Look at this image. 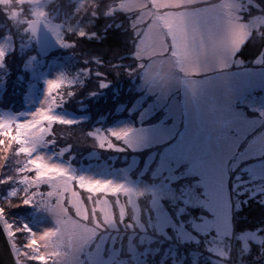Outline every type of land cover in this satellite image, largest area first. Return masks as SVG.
Segmentation results:
<instances>
[{
  "label": "rangeland",
  "instance_id": "1",
  "mask_svg": "<svg viewBox=\"0 0 264 264\" xmlns=\"http://www.w3.org/2000/svg\"><path fill=\"white\" fill-rule=\"evenodd\" d=\"M26 1L30 2L29 30L36 49L19 45L22 55H30L22 67L16 39L8 32L12 26L0 33V105L15 101L19 78L26 76L30 81L26 111L16 114L0 107V214L20 264L41 260L82 264V255L88 264H144L132 238L146 245L155 235L164 236L169 227L182 241L198 242L204 237L219 264L229 262L231 239L237 238L244 247L261 242L258 230L238 231L233 236L236 198L231 193V184L246 181L238 175L240 170L250 176L254 187L264 184V63L259 57L244 60L238 55L246 39L254 42L264 32L263 8L249 20L243 17L246 9L257 10L260 0L118 2L116 10L135 13L131 32L140 36L132 57L137 63L146 59L141 82L146 89L141 99L150 103L138 117L159 121L134 128L130 117L120 119L110 134L121 138L124 146L114 150L105 145L100 125L111 113L108 99L99 97L98 104L88 109L82 101L74 104L72 97L61 109L55 98L76 80L84 84L89 78L87 84L93 87L91 78L101 81L102 70L82 71L83 75L71 79L66 64L55 57L44 76L42 93L36 96L42 58L72 48L64 36L78 29L69 21L89 1L79 0L76 6L72 0ZM0 4L4 5L1 17L2 10H10L16 24L24 6L12 0H0ZM126 71L120 77L115 72L112 83H123ZM110 80L100 82L104 93L109 91ZM95 110L105 112L90 119ZM180 122L184 126L178 140L151 169L152 156L142 159L141 154L170 138ZM12 124L23 141L22 151L31 155L27 168L36 171L28 185L31 192L26 193L28 186L20 190L37 200L26 225L30 238L19 224L25 202L6 196L12 165L17 158L22 160V155H13ZM84 149L90 164L73 181V162L82 158L79 153ZM246 161L250 165L245 166ZM190 178L195 180L190 183ZM183 203L199 208L192 228L176 220V214L185 210ZM127 213L132 220L127 221ZM124 237L131 262L121 250Z\"/></svg>",
  "mask_w": 264,
  "mask_h": 264
},
{
  "label": "trees",
  "instance_id": "2",
  "mask_svg": "<svg viewBox=\"0 0 264 264\" xmlns=\"http://www.w3.org/2000/svg\"><path fill=\"white\" fill-rule=\"evenodd\" d=\"M79 0H72V5L76 6ZM86 6L81 9L76 14L74 13L73 19L69 21L75 28L78 30H71V33H66L64 36V41L70 42L72 48L66 50L65 54L54 56L53 54H47L42 58V62L40 65V73L43 76V72L45 71V65L48 64L49 61H52L55 57H58L60 60L66 64L68 67L66 71L67 76L73 79L75 76L80 77L83 75L82 71L85 74L90 70L94 74V71L98 72L99 70L103 71L105 77H101V81H96L95 77H90L92 85L89 86L87 78L88 76H84L85 83H81V80H76L74 84H70L66 91L61 90L57 92L60 95H55L57 99L58 108H63L69 103V100L74 97L76 100L74 104L82 101L83 104L88 105V109L97 105L100 98L108 99V104H110L111 113L109 116L103 121L101 125V132L105 136L104 143L107 148H123L122 141L112 137L107 132V127L113 124L116 120L130 117L136 124L139 123L137 120L138 113L144 109V106L139 107L136 110L132 111V107L135 101L140 97L141 93L138 89V71H137V61L133 59L132 52L134 43L136 40L135 35L133 34L131 21L135 17V14L127 15L122 11L116 10L120 0H88ZM15 2V5H23V14H20L18 17V21L15 24L12 19H10V10H2V17L0 15V33H4L2 31L3 27L12 26V31L14 39H16L15 46L17 49V53H21L20 46L25 47L26 44L33 50L36 49V41L34 36L31 34L29 30V24L32 20L31 10H30V2L26 0H12ZM24 2V3H23ZM7 5V4H6ZM4 5L0 4V7ZM249 5L246 6V8ZM7 7H10L8 3ZM261 8H263L264 14V0H260L258 4L257 10L251 8L252 10L247 11L246 14L243 15L245 20H249L252 16H256L261 13ZM8 11V12H7ZM6 14V15H5ZM17 37H15V36ZM29 55V54H28ZM27 53L21 56L20 66L22 67L23 62L25 61V57L28 56ZM240 57H243L244 60H253L255 57H259L264 63V32L260 35L259 39L256 41H252L246 39L244 44L241 46L240 51L238 52ZM30 56V55H29ZM127 68V71L124 76L123 83L122 81H118L117 84H113L110 79H113V74L117 72L118 77L121 76V73ZM19 73H17L18 75ZM94 79V80H93ZM103 80H110L107 89L109 91L104 93L102 91ZM29 78L23 76L22 79H18L16 86L15 83V91L16 97L15 101H8L5 105H0L1 109L11 110V112L19 113L25 108L24 96L28 90ZM38 87L41 86V81H38ZM98 88L99 91L96 92ZM86 89L89 94H86ZM128 89V90H126ZM95 95L96 100H92L91 96ZM98 95V96H96ZM123 97V100L120 99ZM54 98V99H55ZM86 98V101H85ZM124 104V105H123ZM79 104L78 106H80ZM102 105V104H101ZM108 106V105H107ZM118 108H121L122 111L119 113ZM141 110L139 111V109ZM85 112V108L83 110ZM103 110H95L90 115V119L95 118L102 113ZM108 111V110H107ZM95 124V123H94ZM98 125V124H95ZM11 130V138L13 140V155L16 156L22 155V160L18 158L14 161L12 165V173L13 175L8 179V184L10 185L9 191H6V196L13 195L12 199L23 201L24 209L21 212V218L19 220V224L21 228L24 227V222L28 221L32 217V212L35 210V206L37 204V200H33L28 198L26 193H30L31 190L28 186L32 182V180L36 176V171L27 168L28 164V153L22 151L23 141L18 134L17 128L12 126ZM86 134V129L82 131ZM254 132H252V137L254 136ZM122 145V146H121ZM114 150V149H112ZM111 150V151H112ZM87 150L80 151V157L74 160V166L86 165L91 161L90 158L86 156ZM113 152V151H112ZM147 151H144L141 154V158L145 159L147 157ZM159 153V152H158ZM106 157L108 155L106 154ZM118 158H122L121 155H117ZM129 157V156H128ZM99 161V160H98ZM249 161H246L248 164ZM112 166H117L113 164ZM112 166H109L112 167ZM238 175L241 177V180H246L243 182V185L233 186L231 184V193L232 196L236 198V202L234 203L233 210V220H234V228L236 233L245 232L246 230H258L263 237L261 242L259 243H248L246 247L241 243L237 238L231 239L228 241L229 247V262L226 264H264V184L258 185L254 187L249 182L250 176L246 175L244 171H238ZM193 181L190 180L191 183ZM235 182V181H234ZM28 186V187H27ZM27 187L26 193L21 192L24 191ZM21 190V191H20ZM149 199L147 200L148 204ZM237 203V205H236ZM185 204L184 211L176 214V220H182V222L191 227L192 217H197L198 209L190 206L189 204ZM177 209L181 208V205H176ZM176 209V212H177ZM130 213H127L126 219L129 221L131 219ZM132 220V219H131ZM192 228V227H191ZM25 230V229H24ZM26 234L29 237V232L27 230ZM161 235V234H159ZM156 239L152 243L143 244L138 243L136 238H132V242L135 241L139 246V253L144 264H219L215 262L214 257L212 256L208 245V241L204 239V237L200 238L198 242L192 241H182L180 237L177 235V231L168 228V231L165 235H155ZM126 237L123 238L121 244V250L128 258L127 260L131 262L132 260L129 258V253H126L127 247L125 246ZM126 249V250H125ZM39 264H50L49 261H40Z\"/></svg>",
  "mask_w": 264,
  "mask_h": 264
},
{
  "label": "water",
  "instance_id": "3",
  "mask_svg": "<svg viewBox=\"0 0 264 264\" xmlns=\"http://www.w3.org/2000/svg\"><path fill=\"white\" fill-rule=\"evenodd\" d=\"M16 251L0 214V264H20Z\"/></svg>",
  "mask_w": 264,
  "mask_h": 264
},
{
  "label": "bare ground",
  "instance_id": "4",
  "mask_svg": "<svg viewBox=\"0 0 264 264\" xmlns=\"http://www.w3.org/2000/svg\"><path fill=\"white\" fill-rule=\"evenodd\" d=\"M6 227V226H5Z\"/></svg>",
  "mask_w": 264,
  "mask_h": 264
}]
</instances>
